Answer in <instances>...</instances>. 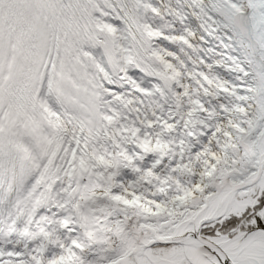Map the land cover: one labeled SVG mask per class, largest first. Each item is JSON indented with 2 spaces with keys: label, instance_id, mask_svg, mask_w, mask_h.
Returning <instances> with one entry per match:
<instances>
[{
  "label": "snow or ice",
  "instance_id": "6c2138e0",
  "mask_svg": "<svg viewBox=\"0 0 264 264\" xmlns=\"http://www.w3.org/2000/svg\"><path fill=\"white\" fill-rule=\"evenodd\" d=\"M0 264H264V0H0Z\"/></svg>",
  "mask_w": 264,
  "mask_h": 264
}]
</instances>
